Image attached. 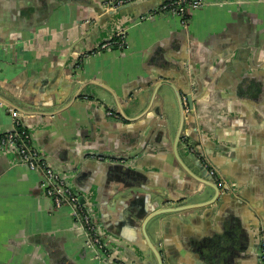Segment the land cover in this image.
<instances>
[{"label":"crops","instance_id":"crops-1","mask_svg":"<svg viewBox=\"0 0 264 264\" xmlns=\"http://www.w3.org/2000/svg\"><path fill=\"white\" fill-rule=\"evenodd\" d=\"M96 1L0 0V95L21 106L53 167L97 203L111 254L97 257L70 205L45 192L44 173L2 145L14 119L0 101V264L137 263L131 253L155 264L151 243L164 264H262L264 0H203L186 22L148 17L163 0L113 12ZM122 34V47L98 48ZM161 82L193 94L183 133L231 191L215 197L205 168L175 146L176 96L151 101Z\"/></svg>","mask_w":264,"mask_h":264},{"label":"built area","instance_id":"built-area-1","mask_svg":"<svg viewBox=\"0 0 264 264\" xmlns=\"http://www.w3.org/2000/svg\"><path fill=\"white\" fill-rule=\"evenodd\" d=\"M131 0H110L113 5H121ZM204 4L203 0H167L161 5L155 7L153 11L147 14L148 17L155 15L157 12H171L179 14L183 17L184 22L187 20V9L189 7L197 8ZM121 47L124 45V35ZM115 41L111 38L103 42L98 48H112ZM14 125L13 129L7 131L1 136V143L4 147L12 149L23 162L28 164L31 169L41 170L45 175L43 188L45 192L53 199L57 207L68 203L71 207V214L74 218L75 225L85 229L87 233V246L95 251L97 257L109 256L112 245L107 239L105 233L98 224V219L95 216V210L88 202H83L80 199V191L68 179V176L57 170L47 160L45 153L38 148L32 140L29 131L26 133H19L18 126L24 125L21 120V113L10 107ZM190 109L189 105L186 111ZM111 113V111H109ZM211 173L218 178V184L222 189H231L228 181L219 173L217 168L208 163ZM258 255L262 264H264V233L261 236L258 245ZM117 264H137L136 262L127 258L119 259Z\"/></svg>","mask_w":264,"mask_h":264},{"label":"water","instance_id":"water-1","mask_svg":"<svg viewBox=\"0 0 264 264\" xmlns=\"http://www.w3.org/2000/svg\"><path fill=\"white\" fill-rule=\"evenodd\" d=\"M147 1H149V0H131L127 3L114 6L112 2H110L111 4L107 5L108 3L106 2V0L105 1L103 0L101 2L97 0L96 6L99 7V9H101V12L102 11L106 12L108 10H109L108 12H113V11H120L121 9H124L126 7H132L134 5H138L140 3L147 2ZM163 2H164V0L161 1V3H159V4L161 5ZM112 5H113V7H110ZM158 93H160L161 97L163 98V102L166 104L170 101L172 94H174L176 96L177 101H178L179 110H180V121H179V125H178L177 132H176L175 146L177 147L181 143L186 148L187 153L189 155H191L193 157V159L196 160L202 167L205 168V170L207 172L206 174H208V176H209V178H208L210 181L209 184L211 183L215 189V194H214L215 197H217V195L220 193L224 194L226 192L231 191V189L226 190V189H222L221 186H219L218 181L216 180L215 176L211 173V171L208 169V167L204 165L202 159L199 157L197 152H194L191 149L192 144H195L197 146V148L199 149L200 145H199V142L196 140L198 138L194 139L193 135L183 133L184 123H185L186 115H187L186 107H187V105H189L190 108L193 109V103H194L193 94L191 92H187V93L182 94V92L177 91V89L172 84H170L168 82H161L160 84H158V86L155 87L154 92L152 93V96H151L152 102ZM140 99H141V96L134 97L133 103L139 102ZM102 100H105V99H102ZM0 101L8 104L10 107L18 110L19 112H23L21 109V106H19V104L17 102L10 101L7 97L0 95ZM30 110H31V111H29L30 113H37V114H42V115L49 113V112L44 111L40 107H36V108L30 109ZM118 111L120 113H122V111L120 109H118ZM157 111L159 112V114H161L160 113L161 111L159 108L157 109ZM90 154H91V156H99V158L104 157L103 159H105L104 154L101 155L98 152H90L89 155ZM108 157L110 158L109 162H111V163H115L118 160L120 164H123V163H125L124 160H127V159H123V158L117 159V157H115L114 155H109ZM68 179L71 181L70 177H68ZM205 181L208 182V180H206V179H205ZM80 199H81V201L88 202L89 204L92 205V208L95 210V216L98 219L99 226L101 227V229L103 230L104 233H108V231L106 230V226L104 224L102 215L99 213V211L97 209V203L94 201V199L92 198V200H87L86 196L83 192H80ZM157 202H158V205H160L159 201H157ZM163 212H167V211L162 209V210H159V211L153 213L149 217L147 224L150 228L154 229V228H157L159 226V218ZM145 251L147 252V254H152L154 256L155 264H164L163 254L159 248V245H155V243H153V244L151 243L150 245H148V249ZM131 254H132L133 258L135 260H137V264H145L144 261L142 260L141 254L140 255H139V253H135L134 255H133V253H131Z\"/></svg>","mask_w":264,"mask_h":264},{"label":"trees","instance_id":"trees-1","mask_svg":"<svg viewBox=\"0 0 264 264\" xmlns=\"http://www.w3.org/2000/svg\"><path fill=\"white\" fill-rule=\"evenodd\" d=\"M187 12H188V10H187ZM188 14V13H187ZM114 41H115V43H114V47H121V42L123 41V36L122 35H114L113 36V38H112ZM18 130H19V133L21 134H23V133H26L27 131H28V129L26 128V126L25 125H19L18 126Z\"/></svg>","mask_w":264,"mask_h":264},{"label":"flooded vegetation","instance_id":"flooded-vegetation-1","mask_svg":"<svg viewBox=\"0 0 264 264\" xmlns=\"http://www.w3.org/2000/svg\"><path fill=\"white\" fill-rule=\"evenodd\" d=\"M191 149H192L194 152H197V154L199 155V157L202 159L204 165L207 166L208 169L211 171L210 166H209V164H208V163H211V162L209 161V159H208L205 155L202 154V152L197 148V146H196L195 144H192V145H191ZM211 164H212V163H211ZM213 175L215 176V174H213ZM215 178H216V180L218 181L217 176H215Z\"/></svg>","mask_w":264,"mask_h":264}]
</instances>
